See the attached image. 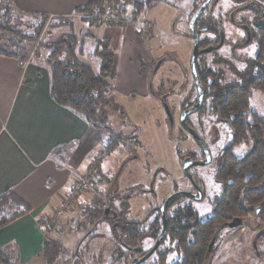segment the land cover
I'll list each match as a JSON object with an SVG mask.
<instances>
[{"label": "rangeland", "instance_id": "1", "mask_svg": "<svg viewBox=\"0 0 264 264\" xmlns=\"http://www.w3.org/2000/svg\"><path fill=\"white\" fill-rule=\"evenodd\" d=\"M123 1L108 0L104 14L76 13L68 17H48L45 22H42L41 16L16 15L9 20L13 31H0L1 50L22 58L44 57L46 62L55 43L76 35L84 42L83 60L96 69L95 61L98 58L88 52L92 44L87 37L91 36L96 41L94 33L98 34V29L92 26L108 25L122 29L126 24L133 23L153 58L150 63L144 54L140 58L132 57L140 69L130 79L137 77L133 81L137 90L145 84L146 96L133 93L132 96L123 97L115 94L114 90L108 91V99L116 102L117 108L105 106L109 119L99 136L104 152L97 155L100 171L90 167L87 173L90 188L81 193L82 197H78L80 201L77 199L78 203L72 212L60 217L53 214L47 221L48 224L51 223L47 233L52 241L47 255L51 259L49 264H123L124 258H118L114 253L117 248L115 240L109 224L103 219L106 204L117 201L119 197L125 199L129 194L130 210L127 216L142 217L148 211L149 203L142 198L139 207L135 208L138 194L151 196L148 197L152 203L159 205L175 187H193L183 175L180 165L182 154L201 156L202 149L183 129L179 117L181 108L185 105L193 106L198 100L190 67L193 38L189 20L202 0H144L145 6L136 14L134 11L137 9V2L142 0H131L126 5ZM248 3L252 5L247 7ZM254 3L257 4L256 11L251 9L255 6ZM236 7L241 10L233 13V17L230 13ZM262 7L264 8V0H214L208 6L202 15L199 29L200 38L204 42L201 48L210 46L207 44L215 37L209 32V17L212 16L218 25H222L226 33L225 44L221 48L204 53L198 60L208 83L217 80L223 86L247 85L250 79L259 75V65L253 62L258 52V41L254 39L243 45L245 31L234 20L255 24V36H263L262 29L256 26L257 22L264 26V12L259 16ZM86 17H90V20H86ZM2 19L0 16V22ZM40 25H43L41 31L38 28ZM117 38L118 35L113 33L111 39H108L112 48L117 50L119 62L123 42L117 43L120 41ZM80 45L81 43L77 49ZM158 61H161V65L155 69ZM133 66L135 65L127 66L123 62L120 72L129 73L133 71ZM165 93H169L166 100L174 117L173 122L163 104ZM250 108L264 118V91L251 88ZM189 121L212 155L209 164L197 165L192 169L195 179L204 190V199L193 201L183 198L171 208L173 213L177 207H190L193 217L187 218L186 225L192 227L195 221L205 220L212 215L216 200L223 195L217 171L223 151L233 140V130L228 121L219 120L213 113L211 96L207 97L201 109L189 116ZM251 149L252 144L244 142L233 147L238 158L247 155ZM155 173H158L153 186L155 193L150 195L142 189L149 188ZM116 175L119 179L114 181ZM258 222L256 215H250L241 226L224 227L217 241L213 264H264V238L258 239L257 248L252 244L255 234L262 226ZM208 257L209 254L203 264H206ZM40 259L31 264H45Z\"/></svg>", "mask_w": 264, "mask_h": 264}, {"label": "crops", "instance_id": "2", "mask_svg": "<svg viewBox=\"0 0 264 264\" xmlns=\"http://www.w3.org/2000/svg\"><path fill=\"white\" fill-rule=\"evenodd\" d=\"M9 1L27 17H68L93 0ZM92 28L99 31L94 33L96 38L111 39L114 33L120 40L117 43L123 42L115 94L146 96L145 84L137 90L133 83L137 77L130 79L140 69L132 57L144 54L150 63L153 59L135 25ZM87 40L92 44L88 52L93 53L95 38L88 36ZM95 62L97 68L92 67L98 71L99 61ZM123 62L127 66L134 64L133 71L120 72ZM100 132L82 114L54 100L50 66L44 57L0 53V195L12 190L31 207L29 212L0 227V248L13 262L31 264L42 258L49 264L44 254L48 238L45 224L67 195L82 197L75 191V179L88 173L92 161L104 153Z\"/></svg>", "mask_w": 264, "mask_h": 264}, {"label": "trees", "instance_id": "3", "mask_svg": "<svg viewBox=\"0 0 264 264\" xmlns=\"http://www.w3.org/2000/svg\"><path fill=\"white\" fill-rule=\"evenodd\" d=\"M107 2L93 0L78 8L76 13L104 14ZM129 2L131 0H124L123 4ZM144 6V0L137 2L134 13H140ZM16 15L23 16L9 0H0V16L3 17L0 22L1 32L13 31L9 20ZM41 17L42 22L48 18ZM86 20H90V17H86ZM202 20L201 15L196 27L198 32ZM118 23L120 25V22ZM42 26L38 27L39 31L42 30L40 29ZM261 29L263 36L258 34L259 37H254L258 41V52L253 59V62L259 65L260 73L250 79L247 85L223 86L217 80L208 83L198 63L200 78L206 90L205 101L211 96L213 113L219 120L230 123L233 140L221 155L217 179L223 186V195L216 200L212 215L205 220L195 221L191 227L186 225L187 218L193 217L190 207H179L172 214L169 234L178 239L179 248L183 253L181 264H203L209 254L208 246L216 229L235 217L242 218L244 224L248 216L256 215V209L260 206L263 208L256 217L261 227L264 226V118L250 108L251 88L264 91V26ZM80 43V48L77 49ZM83 44L84 42L76 35H71L53 46L54 49L47 58L50 66L51 94L57 103L82 114L88 123L101 131L109 119L105 106L117 108L116 102L110 101L107 93L114 90V82L118 78V53L112 48L110 39L97 38L93 52L99 60V69L96 71L82 58ZM0 53L12 54L1 49ZM242 142L252 144V149L244 157L238 158L233 147ZM99 161V158H95L91 167L98 169ZM30 209V205L12 190L5 191L0 195V227L29 212ZM191 228L193 231L190 232ZM262 237L264 238V235ZM51 245L52 241L47 238L44 254L49 262L51 259L47 255ZM0 264L17 263L0 248Z\"/></svg>", "mask_w": 264, "mask_h": 264}, {"label": "flooded vegetation", "instance_id": "4", "mask_svg": "<svg viewBox=\"0 0 264 264\" xmlns=\"http://www.w3.org/2000/svg\"><path fill=\"white\" fill-rule=\"evenodd\" d=\"M213 1L214 0H212L210 2V4ZM247 5H248L247 7H249L252 4L248 3ZM253 5H255V6L251 9L253 11H256L257 4L254 3ZM208 6H207V8H208ZM207 8L205 9V11L207 10ZM240 10H241L240 7H236L230 14L233 16V13L236 14V12H238ZM204 12H203V14H204ZM263 12H264V8L262 7L260 12H259L260 17L263 15ZM209 18H210V31L209 32L212 33L213 35H215V37H214V39L211 40V42L209 44H207V46L208 45L218 46L219 43L221 42V40L223 39V43L218 48L214 49V50H216V49L221 48L225 44L226 33H225L223 26L218 25L212 16ZM234 22L237 23L236 25H238V27H241L245 31L246 38H245V41L243 42V45H247L248 43H250L252 40L255 39L254 38L255 34H254V29H253L255 24L250 25L249 23H246V22H237L236 20H234ZM197 24H198V22H197ZM256 26L258 29L262 27L260 23L258 24V22L256 23ZM196 27H197V25H196ZM199 36H200V33H199ZM203 43H204L203 40L200 38V48H201ZM201 49H203V48H201ZM203 54L199 55L198 60H199L200 56H202ZM198 63H199V61L197 62V67H198ZM201 82H202V80H201ZM194 84H195V81H194ZM196 90H197V88H196ZM161 96H163V94ZM164 96H166V98H167V96H169V93H165ZM205 96H206V90H205ZM197 97H198V92H197ZM204 102H205V100H204ZM190 106L185 105L183 108H181V114L185 109H187ZM180 117H181V115H180ZM180 117H179V122H180ZM187 121H188L189 125L194 128V126L189 121V117L187 118ZM201 153H202L201 156H195V155H192L190 153L188 155L182 154V159H181L180 165H182V162H183L184 158H186V157H190L191 159H198V160L204 159L205 155H204V152L202 150H201ZM193 167L190 168V172L192 173L194 180L198 183V181L195 179V174L192 171ZM161 170H162V168H160V171ZM160 171H158V173ZM158 173H155V175L152 176V179L150 181L151 188H150V186L148 189L144 188V189H142L143 192L149 193L150 195L151 194L153 195L155 193L153 186H154V183L156 182ZM183 175H184V173H183ZM184 176L187 178L188 181H190V183L193 187L187 188V189H178L177 187H175L173 192H171L170 194H172L178 190H191L193 192H196V188H195L194 184L192 183V181L190 180V178L187 177L186 175H184ZM115 179H119V176L116 175V177H114V181H115ZM152 183H153V185H152ZM203 192H204V190H203ZM137 196L138 197L136 198L137 200L135 202V208L139 207L138 204L140 203V199H142V198L144 200H146L147 203H149L148 211L142 217L127 216V213L130 210L128 200L131 198V195H129V194L126 195L125 199L119 197L117 199V201H115L111 204H109V203L106 204L105 210L103 212V219H104V221H106L109 224L112 237L114 238L115 245L117 247L114 250V253L118 258H120V259L124 258L123 264H132V263L142 259L145 255H147L155 247L157 240H158V237L160 236V234L163 231V218H162V212H161L160 208L168 196L159 205L153 204L151 199L149 198L151 196H149V195H148L149 197L148 196H139V194ZM183 198L191 199L189 197L180 195V196L175 197L169 203V205L166 209V218H167V220H166L167 221L166 233L163 236L160 244L155 248V250L147 258H145L142 262H140L139 264H181L182 259H183V253L179 248L178 239L171 236L169 234V230L171 229V226H172L171 221H172V214L173 213H171V208L174 207L180 201H182ZM191 200H193V199H191ZM108 207L110 208V211L108 214H105V211ZM180 207H182V206H180ZM177 208H179V207H177ZM220 233H219V235H220ZM219 235H218L216 242L213 246V250L210 251L209 246H208L209 257H208L206 264H208L209 259H210L212 254L215 257V251L218 248L217 241H218ZM214 257L212 260V264L214 261Z\"/></svg>", "mask_w": 264, "mask_h": 264}, {"label": "water", "instance_id": "5", "mask_svg": "<svg viewBox=\"0 0 264 264\" xmlns=\"http://www.w3.org/2000/svg\"><path fill=\"white\" fill-rule=\"evenodd\" d=\"M212 0H202V2L199 4V6L197 7V9L194 11V13L192 14L190 20H189V30L191 32L192 38H193V51L191 54V58H190V66H191V72L195 81V85L197 88V92H198V100L197 102L191 106L188 107L187 109H185L180 117V123L181 126L183 127V129H185L189 134H191V136L196 140V142L199 144V146L202 148L205 158L198 160V159H191L190 157H186L184 158L183 162H182V171L184 173V175H186L187 177L190 178V180L192 181V183L194 184L195 188H196V192H193L191 190H178L172 194H170L164 201V203L162 204L160 210L162 212V218H163V231L160 234V236L158 237L157 243L155 245V247L147 254L145 255L142 259L132 263V264H139L140 262H142L145 258H147L154 250L155 248L160 244L163 236L166 233V228H167V218H166V209L169 205V203L177 196L183 195L186 197H189L195 201H201L204 199V192L202 187L194 180V177L192 175V173L190 172V168L193 166H197V165H206L209 164L212 161V155L210 152V149L208 148V146L205 144V142L203 141L202 137L200 136V134L198 133V131L193 128L192 126L189 125L187 118L197 112L199 109L202 108L203 104H204V100H205V88L201 82L200 79V75H199V71H198V67H197V62H198V57L200 54L203 53H208L211 52L212 50H214L215 48H218L222 43H223V39L221 40V42L219 43L218 46H208L206 48L201 49L200 48V36L199 33L197 31L196 25L197 22L199 20V18L201 17V15L203 14V12L205 11V9L207 8V6L210 4ZM161 65V61H158L156 68L158 69ZM163 104L165 107V110L167 112L168 117L170 118V120L173 122L174 121V117L173 114L170 110V107L168 105V102L166 100V96H163ZM159 171V170H158ZM157 171V172H158ZM153 185V183H152ZM264 206V205H263ZM263 207L260 206L256 209V215L261 211ZM110 211V208L108 207L105 211V214H108ZM243 225V219L239 218V217H235L234 219H232V221L228 222V223H223L221 224L216 231L214 232V235L210 241L209 244V250H213V246L216 242V239L219 235V233L222 231V229L226 226L229 227H238ZM264 235V226L261 227L257 233L255 234L252 244L255 248H257V241L260 237H262ZM214 255L212 254L208 264H212V260H213Z\"/></svg>", "mask_w": 264, "mask_h": 264}, {"label": "built area", "instance_id": "6", "mask_svg": "<svg viewBox=\"0 0 264 264\" xmlns=\"http://www.w3.org/2000/svg\"><path fill=\"white\" fill-rule=\"evenodd\" d=\"M75 191L79 194H81L83 191L86 189L90 188V181L88 174H81L78 175L75 179ZM77 197L76 194H69L64 198V201L56 208L55 210V215L57 217L60 216H66L68 213L72 212L75 209V206L77 205ZM55 218V217H54ZM51 226V223L45 224V228L47 229L48 227Z\"/></svg>", "mask_w": 264, "mask_h": 264}]
</instances>
